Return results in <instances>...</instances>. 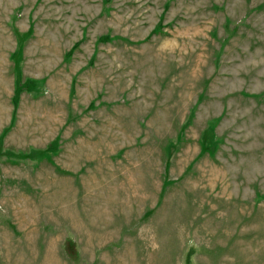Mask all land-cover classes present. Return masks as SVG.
Masks as SVG:
<instances>
[{
    "label": "rangeland",
    "instance_id": "1",
    "mask_svg": "<svg viewBox=\"0 0 264 264\" xmlns=\"http://www.w3.org/2000/svg\"><path fill=\"white\" fill-rule=\"evenodd\" d=\"M0 264H264V0H0Z\"/></svg>",
    "mask_w": 264,
    "mask_h": 264
},
{
    "label": "trees",
    "instance_id": "2",
    "mask_svg": "<svg viewBox=\"0 0 264 264\" xmlns=\"http://www.w3.org/2000/svg\"><path fill=\"white\" fill-rule=\"evenodd\" d=\"M20 90H21V87H19V86H17V91H16V95H18L19 94V92H20ZM13 103L15 104V103H17V100H13ZM16 105V104H15ZM6 134V133H5ZM43 151H40L39 153H42Z\"/></svg>",
    "mask_w": 264,
    "mask_h": 264
},
{
    "label": "bare ground",
    "instance_id": "3",
    "mask_svg": "<svg viewBox=\"0 0 264 264\" xmlns=\"http://www.w3.org/2000/svg\"><path fill=\"white\" fill-rule=\"evenodd\" d=\"M105 149V148H104ZM112 149V148H111Z\"/></svg>",
    "mask_w": 264,
    "mask_h": 264
}]
</instances>
